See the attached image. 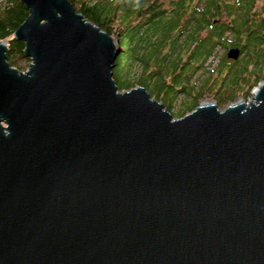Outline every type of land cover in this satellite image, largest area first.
<instances>
[{
    "label": "water",
    "instance_id": "1",
    "mask_svg": "<svg viewBox=\"0 0 264 264\" xmlns=\"http://www.w3.org/2000/svg\"><path fill=\"white\" fill-rule=\"evenodd\" d=\"M21 1L26 69L0 40V264H264V79L175 116L119 88L120 39L72 0Z\"/></svg>",
    "mask_w": 264,
    "mask_h": 264
},
{
    "label": "trees",
    "instance_id": "2",
    "mask_svg": "<svg viewBox=\"0 0 264 264\" xmlns=\"http://www.w3.org/2000/svg\"><path fill=\"white\" fill-rule=\"evenodd\" d=\"M72 1L88 19L117 33L119 88L144 84L169 108L181 97L179 115L209 90L222 101L230 97L224 93L245 85L249 91L264 77V0ZM28 14L21 0H0V40L7 39L8 58L20 67L18 56L29 57L14 32ZM231 46L241 48L238 58L220 53Z\"/></svg>",
    "mask_w": 264,
    "mask_h": 264
},
{
    "label": "rangeland",
    "instance_id": "3",
    "mask_svg": "<svg viewBox=\"0 0 264 264\" xmlns=\"http://www.w3.org/2000/svg\"><path fill=\"white\" fill-rule=\"evenodd\" d=\"M112 34L115 35V37L117 38V33H112ZM222 52L223 53L227 52V48H221L220 49V53H222ZM18 59L20 60V62L22 64H24L25 67H22L24 69H26L28 67L29 62L31 61V60L28 61V59H31V57H29L27 59V58L18 56ZM217 59H218V55L216 56L215 61ZM26 61H28V62H26ZM16 66H19V65H16ZM262 79H264V77H262L260 80H262ZM257 84L252 85L249 91H247V86L246 85L241 87V88H239V89H237L236 92L228 91V92L224 93V96H230V97L225 99V100H222V101L218 100V98L220 97V96H218L219 92H216L214 90H209V91L205 92L204 94H202L200 96L199 101H208V100L213 101V100H217L218 103H219L220 108H224L228 103H231V102H234V101H237V100L248 101L249 99H253V97H254V89H255V86ZM234 94H235V96L232 97ZM180 98L181 97H178L177 103L173 106V108H169L173 112V114L175 116H180L179 112H177L179 106L182 104V102H179Z\"/></svg>",
    "mask_w": 264,
    "mask_h": 264
},
{
    "label": "bare ground",
    "instance_id": "4",
    "mask_svg": "<svg viewBox=\"0 0 264 264\" xmlns=\"http://www.w3.org/2000/svg\"><path fill=\"white\" fill-rule=\"evenodd\" d=\"M206 102H211L210 100L206 101Z\"/></svg>",
    "mask_w": 264,
    "mask_h": 264
}]
</instances>
